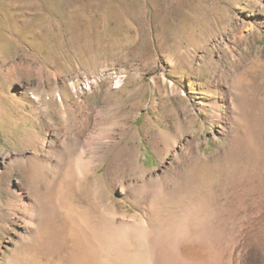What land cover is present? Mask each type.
<instances>
[{"label":"rangeland","instance_id":"rangeland-1","mask_svg":"<svg viewBox=\"0 0 264 264\" xmlns=\"http://www.w3.org/2000/svg\"><path fill=\"white\" fill-rule=\"evenodd\" d=\"M66 116L84 154L82 146L69 151ZM31 129L60 131L65 161H92L90 142H108L84 195L78 181L68 191L77 206L100 188L105 214L132 219L145 211L156 223L154 193L144 200L143 191L111 188V167L179 170L173 195L206 187L215 195L205 207L215 219L202 220L201 237H182L187 252L220 264H264V0H0V175L5 156L31 151L24 145ZM5 203L0 195V219ZM49 219L35 239L58 222L72 241L63 210ZM7 225L0 264L20 238Z\"/></svg>","mask_w":264,"mask_h":264},{"label":"bare ground","instance_id":"bare-ground-1","mask_svg":"<svg viewBox=\"0 0 264 264\" xmlns=\"http://www.w3.org/2000/svg\"><path fill=\"white\" fill-rule=\"evenodd\" d=\"M36 100L38 102L39 98ZM66 119L69 124L66 128L74 136L69 151L80 150L82 146L81 152L84 154L87 147L82 137L72 131V119L67 116ZM29 131L24 138V145L30 147L31 151L25 149L20 159L5 156L1 161L3 173L0 178L5 181H0V195L8 209L2 214L0 228L6 231L9 229L7 224L11 223L18 228L20 235L14 251L5 259V264H220L217 257L206 258L198 254L201 253L199 250L198 253H193V249L192 253L187 252L190 241L182 238L191 236L193 240V236L194 240L199 239L202 220L215 219V212L205 209L214 202L212 188L206 187L200 193L190 191L175 196L171 190L178 189L176 187L181 181L179 170L176 173L169 169L160 174L149 173L140 164L127 165L117 161L111 167L114 176L108 182L109 186L120 187L123 191L129 188L133 194L135 191H143L144 200L147 193H154L151 207L157 214L158 222L153 220L152 223L145 211L142 217L132 219L118 215L115 210L105 214V198L100 188L95 191L91 189L92 200L86 202V205L77 206L71 201L68 191L78 181L79 186H83L84 195L88 189L86 180L92 174L98 176L100 156H103L102 159L107 156L108 142L102 144L104 139L90 142L92 161H76L79 156L73 161H65L67 150L60 149L58 145L60 131L49 129L44 134L35 129ZM138 168L140 173L136 172ZM62 173H65V177L56 194L52 187L57 185ZM128 174L135 175L129 183L126 182ZM44 200L49 201L52 210L48 205L46 207L51 211L42 206ZM60 209L71 220L70 234H67L72 241L69 242L63 236V226L56 221L57 225L54 224L48 237L38 236L35 239L45 229L47 219L54 220L56 210L58 212ZM29 233L32 235H27ZM32 243L35 244L34 249ZM46 253H49V258L45 262L42 256ZM50 258L54 260L53 263L49 261Z\"/></svg>","mask_w":264,"mask_h":264}]
</instances>
